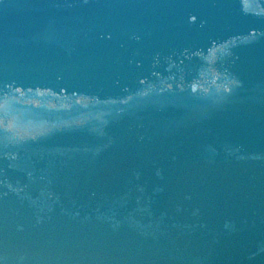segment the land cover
<instances>
[{
    "label": "water",
    "instance_id": "obj_1",
    "mask_svg": "<svg viewBox=\"0 0 264 264\" xmlns=\"http://www.w3.org/2000/svg\"><path fill=\"white\" fill-rule=\"evenodd\" d=\"M0 264H264V0H0Z\"/></svg>",
    "mask_w": 264,
    "mask_h": 264
}]
</instances>
